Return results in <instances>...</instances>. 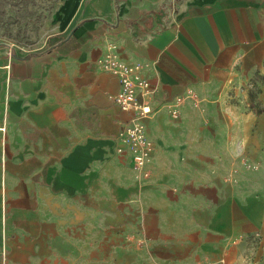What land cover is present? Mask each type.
Returning a JSON list of instances; mask_svg holds the SVG:
<instances>
[{"label": "crops", "instance_id": "crops-1", "mask_svg": "<svg viewBox=\"0 0 264 264\" xmlns=\"http://www.w3.org/2000/svg\"><path fill=\"white\" fill-rule=\"evenodd\" d=\"M75 18L40 51L0 42V264H10L8 251L26 250L30 258L48 251L51 262L54 226L66 233L65 247L85 248L90 243L62 229L71 211L81 212L78 203L108 201L112 216L119 208L127 217L140 198L164 216L157 203L175 196L159 184L173 179L182 150L197 152L194 139L185 150L186 125L193 128L198 113L216 122L241 114L227 97L250 81L260 86L256 116L247 114L258 120L250 133L264 155V0H82ZM109 40L124 61L143 65L155 89L146 123L151 176L143 184L134 179L129 153L119 152L133 112L112 101L120 81L96 64ZM189 91L194 99L186 98ZM213 131L221 139L243 136ZM200 210L188 226L149 230L148 249L132 261L249 264L248 241L264 243V195L227 197ZM158 247L172 254L160 256ZM255 262L264 264V255Z\"/></svg>", "mask_w": 264, "mask_h": 264}, {"label": "rangeland", "instance_id": "rangeland-1", "mask_svg": "<svg viewBox=\"0 0 264 264\" xmlns=\"http://www.w3.org/2000/svg\"><path fill=\"white\" fill-rule=\"evenodd\" d=\"M81 6L82 0H0V42L25 51H40L51 37L73 27L71 21H77L75 17ZM259 93L260 89L242 85L231 90L227 97L230 108L240 109L241 114L216 122L198 113L192 118L193 128L186 125L185 150L188 151L187 145L191 146L194 139L196 148L192 150L197 152L190 154L182 150L172 166L173 179L159 184L164 195L175 196L172 205L157 203L164 216L154 211V203H142L140 198L136 200L138 210L127 217L119 208L112 216L114 205L108 201L78 203L81 212L71 211L68 226L62 229L69 228V238L73 241L90 243L86 244L87 248L65 247L60 238L66 233L57 234L58 227L54 226L51 262L45 258L48 251H32L35 258H30L26 250L8 251L9 263L67 264L63 259L69 254V264H136L131 257L148 249L149 230L158 234L156 230L165 224L171 228L188 226L200 218L201 208L213 207L227 197L264 195V155L261 158L257 155L256 137L250 133L258 120L247 117L251 113L256 116ZM217 127L242 132L243 136L221 139L214 134ZM259 150L264 151V139ZM133 171L137 183L147 182L137 178L134 168ZM166 204L172 208H165ZM248 245L249 264H255L256 257L263 258L264 243L256 245V241L250 240ZM156 250L160 256L172 254L163 247Z\"/></svg>", "mask_w": 264, "mask_h": 264}, {"label": "built area", "instance_id": "built-area-1", "mask_svg": "<svg viewBox=\"0 0 264 264\" xmlns=\"http://www.w3.org/2000/svg\"><path fill=\"white\" fill-rule=\"evenodd\" d=\"M96 64L99 70L110 73L120 81V90L110 97L112 101L123 111L133 112L131 121L120 134L124 147L120 148L119 152H128L137 178L148 180L151 176L148 166L152 161L154 145L148 136L146 123L154 114L149 101L155 89L143 76V65L124 61L119 54L117 43L113 40L107 41L105 52ZM248 85L256 90L260 89L258 81H250ZM187 97L194 99L196 94L189 91ZM172 114L178 115L177 107H174Z\"/></svg>", "mask_w": 264, "mask_h": 264}]
</instances>
